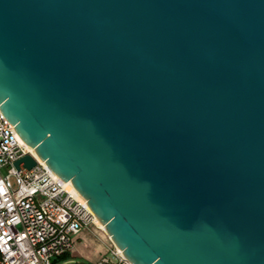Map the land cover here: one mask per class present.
I'll return each mask as SVG.
<instances>
[{"label": "water", "instance_id": "1", "mask_svg": "<svg viewBox=\"0 0 264 264\" xmlns=\"http://www.w3.org/2000/svg\"><path fill=\"white\" fill-rule=\"evenodd\" d=\"M0 112L131 263L264 264V0H0Z\"/></svg>", "mask_w": 264, "mask_h": 264}, {"label": "built area", "instance_id": "2", "mask_svg": "<svg viewBox=\"0 0 264 264\" xmlns=\"http://www.w3.org/2000/svg\"><path fill=\"white\" fill-rule=\"evenodd\" d=\"M26 154L35 165L21 162L16 168L14 162ZM91 225L98 227L89 206L29 151L0 112V264H53L52 258L69 252L73 238ZM110 243L94 264H133Z\"/></svg>", "mask_w": 264, "mask_h": 264}, {"label": "crops", "instance_id": "3", "mask_svg": "<svg viewBox=\"0 0 264 264\" xmlns=\"http://www.w3.org/2000/svg\"><path fill=\"white\" fill-rule=\"evenodd\" d=\"M98 226V225H97ZM108 235L98 226L82 228L73 238V247L66 253V259L56 264H94L110 246Z\"/></svg>", "mask_w": 264, "mask_h": 264}, {"label": "bare ground", "instance_id": "4", "mask_svg": "<svg viewBox=\"0 0 264 264\" xmlns=\"http://www.w3.org/2000/svg\"><path fill=\"white\" fill-rule=\"evenodd\" d=\"M28 149H29V151H31V153H33V154H35L34 152H33V150L28 146ZM44 162V161H43ZM59 181H61V183L63 184V186L66 188V189H68L70 192H71V194L73 195V197H75L77 200H79V201H81L82 203H85L86 205H87V202L71 187V186H69L68 184H67V182L69 181V180H67V181H65V182H63L62 180H60L57 176H55ZM95 222H96V224L100 227V228H102L103 229V231L105 232V228H104V224H102V223H100L99 221H98V219L95 217ZM109 237V236H108ZM121 251V250H120Z\"/></svg>", "mask_w": 264, "mask_h": 264}, {"label": "trees", "instance_id": "5", "mask_svg": "<svg viewBox=\"0 0 264 264\" xmlns=\"http://www.w3.org/2000/svg\"><path fill=\"white\" fill-rule=\"evenodd\" d=\"M65 259H66V253L65 254H62L60 256L55 257V259H54V261L52 263L53 264H56L57 262L62 261V260H65ZM79 264H87V263H85V262L82 261Z\"/></svg>", "mask_w": 264, "mask_h": 264}, {"label": "rangeland", "instance_id": "6", "mask_svg": "<svg viewBox=\"0 0 264 264\" xmlns=\"http://www.w3.org/2000/svg\"><path fill=\"white\" fill-rule=\"evenodd\" d=\"M12 183L14 184V178L12 177ZM102 229V228H101ZM103 230V229H102ZM105 233V232H104ZM55 258H52V262L54 261Z\"/></svg>", "mask_w": 264, "mask_h": 264}]
</instances>
